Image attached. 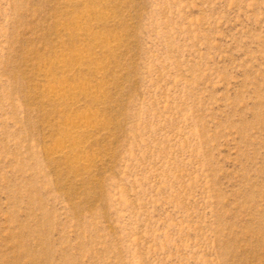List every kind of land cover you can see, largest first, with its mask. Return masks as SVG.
Masks as SVG:
<instances>
[{
	"label": "rangeland",
	"instance_id": "obj_1",
	"mask_svg": "<svg viewBox=\"0 0 264 264\" xmlns=\"http://www.w3.org/2000/svg\"><path fill=\"white\" fill-rule=\"evenodd\" d=\"M0 264H264V0H0Z\"/></svg>",
	"mask_w": 264,
	"mask_h": 264
}]
</instances>
